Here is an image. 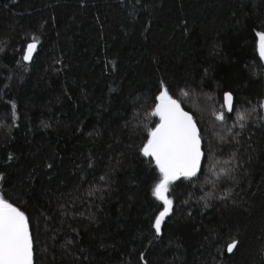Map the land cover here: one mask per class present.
Here are the masks:
<instances>
[{"label": "trees", "instance_id": "trees-1", "mask_svg": "<svg viewBox=\"0 0 264 264\" xmlns=\"http://www.w3.org/2000/svg\"><path fill=\"white\" fill-rule=\"evenodd\" d=\"M259 32L264 0H0V194L33 264H264ZM165 89L205 158L169 185L157 233L142 149Z\"/></svg>", "mask_w": 264, "mask_h": 264}, {"label": "snow or ice", "instance_id": "snow-or-ice-1", "mask_svg": "<svg viewBox=\"0 0 264 264\" xmlns=\"http://www.w3.org/2000/svg\"><path fill=\"white\" fill-rule=\"evenodd\" d=\"M257 36L259 55L264 58V32L257 33ZM37 43L38 41L28 44L23 57L25 61L31 60ZM224 99L228 111H232L231 94H225ZM159 100L160 104L153 114L160 117V123L150 131L149 139L142 149L145 156L155 159L162 175L153 190V195L163 202V211L157 216L154 225L157 233L171 211L172 200L166 195L169 185L180 177L196 176L203 155L199 131L192 117L168 95L167 89L161 93ZM216 118L224 120V113L221 112ZM237 119L244 120V114H238ZM235 247L236 242L233 241L227 245V251L232 252ZM0 264H33V244L28 219L23 212L3 199H0Z\"/></svg>", "mask_w": 264, "mask_h": 264}, {"label": "water", "instance_id": "water-1", "mask_svg": "<svg viewBox=\"0 0 264 264\" xmlns=\"http://www.w3.org/2000/svg\"><path fill=\"white\" fill-rule=\"evenodd\" d=\"M26 52H27V50H26ZM34 53V52H33ZM26 54V53H25ZM32 58H33V54H32ZM32 58H31V60L30 61H25L26 63H31L32 62ZM228 94V93H227ZM231 97H232V95H231ZM173 99V98H172ZM173 100H175V99H173ZM176 101V100H175ZM177 102V101H176ZM178 103V102H177ZM231 103L233 104V97H232V101H231ZM160 104V100H158V105ZM179 104V103H178ZM180 105V104H179ZM227 106V105H226ZM180 108L184 111V112H186V113H188V115H190L191 117H192V120L195 122V125H196V128L198 129V131H199V135H200V128H199V125H198V123L196 122V120H195V118H194V116H193V113L192 112H190L189 110H187L186 108H184V107H182L181 105H180ZM159 123H160V121H159ZM158 123V124H159ZM157 124V125H158ZM156 125V126H157ZM200 141H201V143H200V148H201V152L203 153V155H202V157H201V160H200V167H201V165L203 164V161H204V158H205V153H204V150H203V146H202V139H201V136H200ZM153 158V157H152ZM154 159V158H153ZM154 161H155V159H154ZM200 167H199V169H200ZM13 205V204H12ZM14 207H16L15 205H13ZM17 208V207H16ZM28 226H29V231H30V225H29V222H28ZM30 234H31V232H30Z\"/></svg>", "mask_w": 264, "mask_h": 264}, {"label": "rangeland", "instance_id": "rangeland-1", "mask_svg": "<svg viewBox=\"0 0 264 264\" xmlns=\"http://www.w3.org/2000/svg\"><path fill=\"white\" fill-rule=\"evenodd\" d=\"M0 199H3V200H5L3 197H2V195L0 194ZM5 201H7V200H5ZM8 202V201H7ZM9 203V202H8Z\"/></svg>", "mask_w": 264, "mask_h": 264}]
</instances>
